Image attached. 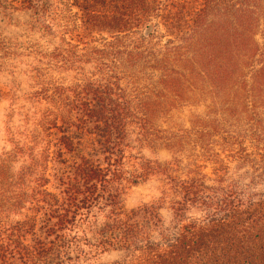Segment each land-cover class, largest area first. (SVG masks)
<instances>
[{
	"label": "trees",
	"instance_id": "obj_1",
	"mask_svg": "<svg viewBox=\"0 0 264 264\" xmlns=\"http://www.w3.org/2000/svg\"><path fill=\"white\" fill-rule=\"evenodd\" d=\"M23 9L58 11L61 44L0 154V264H264V0H0ZM152 176L169 226L122 205Z\"/></svg>",
	"mask_w": 264,
	"mask_h": 264
},
{
	"label": "rangeland",
	"instance_id": "obj_2",
	"mask_svg": "<svg viewBox=\"0 0 264 264\" xmlns=\"http://www.w3.org/2000/svg\"><path fill=\"white\" fill-rule=\"evenodd\" d=\"M54 12L58 11L49 10L44 15L33 12L32 9H23L14 11L10 16H4L0 12V44L11 57L7 62L10 65H5L0 70V154L12 148L10 132L23 133L25 128L28 129L24 124H31L33 121V102L29 95H33L38 85L33 84L31 74L36 75L35 70H47L51 65L48 56L61 44L62 19ZM258 40L264 42V35ZM33 67L37 68L30 72ZM50 74L55 79L61 75L56 70L50 71ZM63 75L65 78L69 77V73ZM188 113L187 107L176 109L172 112L171 120L177 124L185 123ZM26 117L29 121H26ZM144 153L149 159L160 163L171 159V152L164 148L147 150ZM144 204L158 208L164 226L172 224L169 195L166 194V186L159 176H152L130 186L122 195V205L126 209ZM186 216L198 217L199 211L192 208ZM122 256V251H108L99 255L94 264H113Z\"/></svg>",
	"mask_w": 264,
	"mask_h": 264
}]
</instances>
